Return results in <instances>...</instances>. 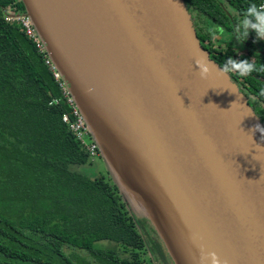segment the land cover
Returning <instances> with one entry per match:
<instances>
[{
  "label": "water",
  "instance_id": "obj_1",
  "mask_svg": "<svg viewBox=\"0 0 264 264\" xmlns=\"http://www.w3.org/2000/svg\"><path fill=\"white\" fill-rule=\"evenodd\" d=\"M22 1L109 171L130 178L177 262L264 264L263 125L218 74L184 0ZM64 39L96 50L91 71L111 112L89 98ZM197 60L215 70L201 78Z\"/></svg>",
  "mask_w": 264,
  "mask_h": 264
},
{
  "label": "trees",
  "instance_id": "obj_2",
  "mask_svg": "<svg viewBox=\"0 0 264 264\" xmlns=\"http://www.w3.org/2000/svg\"><path fill=\"white\" fill-rule=\"evenodd\" d=\"M263 3L184 0L211 60L219 67L228 58L256 65L246 77L228 75L264 127V40L236 32L247 8ZM18 14L26 15L22 0H0V264H85L64 246L98 264L153 263L163 252L147 222L132 213L107 172H81L94 159L62 122L70 110L44 57L22 25L8 20Z\"/></svg>",
  "mask_w": 264,
  "mask_h": 264
},
{
  "label": "built area",
  "instance_id": "obj_3",
  "mask_svg": "<svg viewBox=\"0 0 264 264\" xmlns=\"http://www.w3.org/2000/svg\"><path fill=\"white\" fill-rule=\"evenodd\" d=\"M8 20L18 21L22 25L25 34L33 41L38 52L42 54V56L44 57V62L49 67L55 81L59 84V87L62 92V97L65 100L70 110L67 114H64L62 116V122L68 126L70 131L74 134L76 140L80 143V145L84 148V150L87 153H89L92 159H95L98 156L97 145L95 144L94 141L90 139V134L85 124V120L81 112L75 105L70 92L67 90V85L63 77L61 76V74L55 67L54 63L50 59L45 49L44 43L36 33L33 25L31 24L29 17H27L26 15H19V14L15 16L10 15L8 17ZM52 103H57V100H53L49 104Z\"/></svg>",
  "mask_w": 264,
  "mask_h": 264
},
{
  "label": "rangeland",
  "instance_id": "obj_4",
  "mask_svg": "<svg viewBox=\"0 0 264 264\" xmlns=\"http://www.w3.org/2000/svg\"><path fill=\"white\" fill-rule=\"evenodd\" d=\"M216 41H218V40H216ZM66 85H67V83H66ZM67 90L70 91V89L68 88V85H67ZM90 139L93 141L91 136H90ZM101 155L102 154L98 151L97 157H101ZM95 159L92 162L93 165H90L91 168H83V169H81V172L87 176H93L94 174H97L99 171L107 172L108 175L113 180L116 187L119 188L123 197L126 198V199H124V201L125 202L128 201L132 208H135L137 211L142 213L141 218H143L147 222V224L150 226L151 230L153 231V233L151 232V234L157 240V242H159V244L162 248V252H163V256H161L160 258L155 257L153 260L154 262L150 263V264H178L179 262H177L176 257L173 254V251L171 249L170 244H168V246H167V244L165 243V241H163L162 237L159 235V232L155 228L157 223L155 221L156 217L152 216V214L154 213L153 210L150 208L141 207L135 201V199L133 197V189H131L132 188V186H131L132 182L129 180L130 178L128 179L126 177L127 180L126 179L122 180V179L117 178L114 174H112L109 171L110 168H109L107 161H105L102 157H101V159H103L102 161H98ZM123 171L125 172V170H123ZM132 213L135 216L140 217V215L135 214L133 211H132ZM150 216L153 217L155 220H153ZM173 241H174V239L171 240V243H173ZM99 246H103V243H99L98 247ZM63 251L71 258H74V256H79V257L83 258L85 260V264H98V262L93 260L91 258V256H89L86 252H83V251H80L77 249H73L70 247H66V246L63 247ZM147 254L151 255L152 250H149ZM161 260H163V261H161Z\"/></svg>",
  "mask_w": 264,
  "mask_h": 264
},
{
  "label": "clouds",
  "instance_id": "obj_5",
  "mask_svg": "<svg viewBox=\"0 0 264 264\" xmlns=\"http://www.w3.org/2000/svg\"><path fill=\"white\" fill-rule=\"evenodd\" d=\"M242 22L237 26L236 32L239 38L247 39L250 31H254L256 33V37L259 40H264V4L256 5L251 4L246 12L243 14ZM218 31H223L222 29H218ZM197 66L199 69V75L201 78H206L209 75L210 69L209 65L203 60H197ZM256 70V65L250 63L248 60H235L232 58H228L226 63L219 67L218 74L221 76L227 77L229 73H237L239 77L243 78L250 75L253 71ZM254 131H260L264 134V127L260 125H256ZM257 148H260L257 146ZM213 264H218L217 258L215 255H212Z\"/></svg>",
  "mask_w": 264,
  "mask_h": 264
},
{
  "label": "bare ground",
  "instance_id": "obj_6",
  "mask_svg": "<svg viewBox=\"0 0 264 264\" xmlns=\"http://www.w3.org/2000/svg\"><path fill=\"white\" fill-rule=\"evenodd\" d=\"M52 24L53 25L51 29L58 35H63V28H65L64 24H60L55 18L52 19ZM64 42L67 45V50L72 56L74 66L78 69L83 79L86 81V84L84 85L86 86L89 98L98 106L99 109L104 110L105 112H111L112 110L109 107L108 99L104 96L102 88L97 82L94 72L91 71V68L94 65L96 50L90 47L92 52L86 50L75 51L71 42H69L67 39H64ZM85 56L90 57V59H86Z\"/></svg>",
  "mask_w": 264,
  "mask_h": 264
},
{
  "label": "crops",
  "instance_id": "obj_7",
  "mask_svg": "<svg viewBox=\"0 0 264 264\" xmlns=\"http://www.w3.org/2000/svg\"><path fill=\"white\" fill-rule=\"evenodd\" d=\"M100 158V160L102 161V159H101V157H99ZM98 160V159H97Z\"/></svg>",
  "mask_w": 264,
  "mask_h": 264
}]
</instances>
